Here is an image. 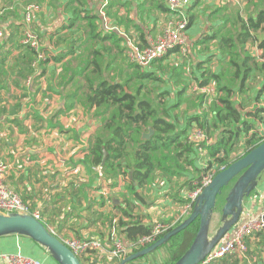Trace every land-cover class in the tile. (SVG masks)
<instances>
[{
    "label": "crops",
    "instance_id": "0c3cea01",
    "mask_svg": "<svg viewBox=\"0 0 264 264\" xmlns=\"http://www.w3.org/2000/svg\"><path fill=\"white\" fill-rule=\"evenodd\" d=\"M24 1L0 0V15H8L0 21V163L8 166L4 184L32 209L40 211L41 221L60 240L94 238L107 249L120 240L127 246L129 243L118 226L124 207L143 225L174 222L184 211L191 190L181 189L175 197L174 181L169 188L164 178L157 177L138 189L140 198L134 197L127 192V179L121 176L110 179L103 174V166L90 163L88 149L102 122L83 98L87 91L84 74L91 68L80 73L85 60L93 59L92 53L99 52L103 76L109 77L114 73L111 69L116 66L117 53L126 56L131 41L138 43L143 39L145 43L147 35L156 36L155 30L166 24L169 19L166 5L160 0H108L105 14L114 29H106L99 18V36L91 38L84 22L76 21L66 10L65 0H44L39 4L40 13L29 24L23 19ZM115 1L117 8H112L109 15L108 9ZM102 2L89 0L88 7H94L98 13ZM125 2L137 3L140 14L133 11L131 16L137 22V32L134 27L126 29L119 24V17L125 13L120 3ZM239 3L242 14L239 10L233 12ZM160 4L165 11L158 7ZM215 4L216 16L212 21L208 18L204 29L191 38L186 48L195 41L213 37L203 43L211 42L213 48L201 51L196 60L215 74L235 73L238 78L233 76L230 82L234 85L236 81L233 100L241 107V118L255 126L259 137H263L264 64L251 68L239 92L241 68L239 71L234 65L227 68L226 53H236V59L247 54L255 62H263L260 55L264 51L258 49V41L264 40V25L254 33L256 41L239 45L240 19L245 20L251 13V5L243 11L245 1L220 0ZM187 28L188 34L191 27ZM25 32L39 40L43 60H38L37 52L23 44ZM223 39H233L234 48L227 49ZM263 210L264 171L255 190L243 202L241 220L257 216ZM122 219L128 221L126 217ZM246 246L244 254L233 253L216 264H264V232L246 239ZM11 253L29 256L42 264H57L26 237L0 238V255Z\"/></svg>",
    "mask_w": 264,
    "mask_h": 264
},
{
    "label": "trees",
    "instance_id": "16d2710c",
    "mask_svg": "<svg viewBox=\"0 0 264 264\" xmlns=\"http://www.w3.org/2000/svg\"><path fill=\"white\" fill-rule=\"evenodd\" d=\"M65 1L66 10L71 13L76 21L84 22L89 36L91 38L99 36V32H97L99 31L98 21L101 17L96 13L94 7H88L89 0ZM116 1L108 9L107 13L109 15H111L112 8H117ZM199 1L194 0L192 6L198 5ZM243 1L247 3L245 11L250 5L252 11L247 14L245 20L240 19L241 30L237 33V41L242 46L249 41H256L254 33L264 25V0ZM43 2L44 0H25L24 6L30 3L41 4ZM120 5V7L125 8V13L122 17H119V24H124L126 29L134 27L136 32L139 31L137 22L131 19L133 11L136 10V15L140 14L137 3L133 5L131 2H125L120 3ZM158 7H162L163 11H165L162 4L158 5ZM217 12L218 10L215 8L214 14L216 15ZM209 16L212 18L214 15L209 13ZM7 17L8 15L3 13L0 15V21ZM194 23L195 17L188 14V27H192ZM141 37H143L142 32L140 34ZM212 38L206 37L201 41L198 40L192 43V46L188 48V57L192 58L193 50L205 41L212 40ZM229 41L232 45H229ZM135 42L137 43V40ZM223 42L226 44L227 49H230V47L234 48L233 39H223ZM138 44L144 45V40L140 39ZM258 49L264 51V40L258 41ZM173 51L175 50L167 52L163 57L154 61L148 69L141 70L140 67L130 64L129 68L133 70V73L128 76L125 73V77L122 74V78L120 73L109 77L103 76L104 73L97 57L99 52H93L92 54L95 56L91 60H85L83 70L80 72L83 74L91 68L84 74L87 91L83 94V98L88 107L95 109L94 115L100 117L102 122L98 130L99 133L97 132L92 136L88 149V159L92 165L100 166L103 157L102 150L104 149L107 152V157L104 166L101 168L103 174L110 177V179H117L119 176L127 179V192L134 197L140 198L137 192L138 189L153 183L156 177L164 178L163 180L169 184L174 181L173 186L176 188L175 197H177L181 189L193 190L194 186L192 183L201 179V175L206 170L217 169L219 172L221 168L222 170L227 168L232 162L242 158L264 142V137H259L257 134L256 127L251 126L241 118V107L237 106L233 100L236 90L233 87L236 81L234 85L230 83L233 81L231 79L233 76L229 73L225 75L215 74L209 68L203 67V64L196 59L188 61V64L193 69L200 71L199 74L194 71L195 76L190 72L191 78L200 87L212 84L216 98L209 102L207 107H204L205 95L194 93V98H192L194 114H188L191 107L187 106L183 112L184 125L180 128L177 118L171 112L178 109L181 105L182 101L177 102V97H183L190 82L183 78L184 68L181 64H163L169 58L170 52ZM226 54L229 58L227 68L233 65L238 67V71L241 68L242 78H240V86L238 88L240 92L251 68L253 66L261 68L264 64V53L260 57L263 61L261 63L255 62L247 54L242 59H236V53L228 52ZM173 55L175 54L170 57ZM155 64H158V66L154 70L153 65ZM162 72H165L176 86H180L175 90V94L173 93L176 100L171 105H169L167 99L171 92L165 90L156 94L158 86L149 87L153 82L163 83L165 81L159 77ZM233 75L234 77L236 76L235 73ZM236 78L238 77L236 76ZM142 90H145L144 94H142ZM149 92L156 95L151 98ZM191 127L202 129L207 137L212 140L209 146H203L206 167L198 165L197 161L200 155L196 147L188 141L187 136ZM143 128L146 131H148V128L153 130V135L147 140L141 139ZM189 166L193 168L192 173L194 176L190 173ZM181 179L184 180L182 183ZM232 183L229 187H231ZM223 200L224 196L219 197L217 202L218 210ZM121 215L128 219V221H124L121 217L118 220V226L121 227L127 243L133 244L139 238L151 232L152 226L137 222V218L127 207L122 208ZM198 224L199 220L196 219L186 229L164 244L161 247L162 258L159 263L154 261L143 264H174L192 243ZM177 225L176 223L173 228ZM262 232L264 231L259 232L255 237ZM138 250L140 249H133L131 253ZM131 253L126 254L124 257ZM153 253L150 255L154 256ZM150 255L144 256L143 259H148ZM228 256L230 255L226 257ZM92 259L93 261L90 264H100V261L104 260V258L98 260L96 255H93ZM221 259H217L211 264H216ZM138 260L128 264H134ZM79 261L83 264L82 260L79 259ZM118 263L119 260L114 259L105 264Z\"/></svg>",
    "mask_w": 264,
    "mask_h": 264
},
{
    "label": "built area",
    "instance_id": "2783aa9c",
    "mask_svg": "<svg viewBox=\"0 0 264 264\" xmlns=\"http://www.w3.org/2000/svg\"><path fill=\"white\" fill-rule=\"evenodd\" d=\"M164 3L169 11V19L161 34L156 36L147 35L145 44L139 45L135 41L129 43L126 48V58L132 65H136L141 70L150 68L151 64L163 57L167 52L172 50L186 51L188 38V8L194 0H160ZM108 0H103L99 9L98 15L101 17L102 26L106 29L113 30L114 28L108 23L105 14V8ZM42 6L36 3H30L23 8V19L26 24H29L34 15L40 13ZM2 32L0 31V38ZM23 44L29 46L37 52V59L43 60L44 57L40 52V42L31 33L25 32ZM191 91L196 94H204L206 100L209 102L216 98L214 86H198L195 83L191 87ZM188 141L196 147L200 156L204 155L203 146H209L212 140L209 139L206 133L200 128H193L188 133ZM264 137V136H263ZM206 167V164H202ZM222 171V168L219 170ZM8 172V166L0 163V214L18 213L30 215L36 220L41 221L40 211L32 209L29 204L25 203L20 196L11 188L4 184L5 177ZM217 169H208L202 175L201 179L193 183L194 189L189 193L188 201L185 204L184 211L175 219L174 222L169 223H154L151 232L139 238L135 243L125 246L120 240L115 241L111 249H107L103 243L94 238H65L60 240L67 246L73 254L83 264H90L96 255L100 263L105 264L108 261L124 258L133 249L144 248L153 243L157 238L167 233L177 223L184 220L192 211L193 204L197 196L201 193L204 187L208 185ZM264 210L257 216H248L244 220H240L228 233H226L214 249L204 258L200 264H211L217 259H223L227 255L233 253L244 254L247 251L246 239L255 236L263 230ZM107 258V259H106ZM1 264H42L29 256L20 253H11L0 255Z\"/></svg>",
    "mask_w": 264,
    "mask_h": 264
},
{
    "label": "water",
    "instance_id": "95a60500",
    "mask_svg": "<svg viewBox=\"0 0 264 264\" xmlns=\"http://www.w3.org/2000/svg\"><path fill=\"white\" fill-rule=\"evenodd\" d=\"M152 134L153 130L148 128L146 133H142L141 139L147 140ZM102 151L101 166H104L107 152L104 149ZM263 171L264 142L242 158L232 162L227 168L216 173L195 199L190 214L177 226L150 245L122 258L118 264H128L150 255L154 251H158L173 236L186 229L196 219L199 220V224L194 239L188 249L174 264H200L220 242L222 237L241 220L243 202L255 190ZM234 179L235 181L233 182ZM231 183L232 185L229 187ZM228 187L229 189L227 190ZM221 196H224V200L218 210L220 225L211 234L212 218L217 209L218 199ZM7 236L29 238L44 249L57 264H81L73 252L42 221L36 220L30 215L18 213L0 214V238Z\"/></svg>",
    "mask_w": 264,
    "mask_h": 264
},
{
    "label": "rangeland",
    "instance_id": "374dc122",
    "mask_svg": "<svg viewBox=\"0 0 264 264\" xmlns=\"http://www.w3.org/2000/svg\"><path fill=\"white\" fill-rule=\"evenodd\" d=\"M220 0H200L198 5L192 6L194 3H192L191 7L188 8V14L192 15L195 17V23L192 25V27L189 29V33H188V38H187V44L190 43L191 38L197 37L199 35V33L204 29L205 27V23L206 21H208V18H210L209 13L211 15L216 16L215 13V7L217 6V3ZM225 1V0H222ZM238 1H243V0H238ZM239 7V8H238ZM246 8V5H245ZM245 8L243 9V11H245ZM237 10L240 11V14H242V10L240 9V3L237 4V6L234 8L233 12L235 13ZM136 13V10L134 11ZM213 16V17H214ZM213 17L211 18V21L213 20ZM217 19V17H216ZM166 24H163V26L159 27L158 29H156V35L161 34L165 28ZM190 47V46H189ZM213 48V43L209 42L206 44H200L198 45L192 53V58L188 57V49H186L185 52H182L180 50H175L173 52H170L169 58L167 60L164 61L163 64H181V66H183L184 68V75L183 78H185L186 80H189L190 84L189 87L187 88V91L184 93L183 97L179 98L177 97V102H181V105L179 106L178 109L172 111V115H174L177 118V121L179 122L180 128L183 127L184 122V110L186 109V107H191L189 109V115L194 114L193 111V107H192V98H194L192 91H191V87L193 86L194 79L191 78V74L190 72H192V74L195 76L196 74L194 73V71H196L197 73H199V71L197 69H193L189 64L188 61H190L191 59H196V57L201 54L204 51H208L210 49ZM202 51V52H201ZM172 54H175L174 57L170 56ZM261 57V55H260ZM117 61H116V66L111 69V71H113L114 73H111V75L116 74L117 69H119V73H120V77L122 78V74H124L125 77V73L126 76L131 75L133 73V70L131 68H129L130 63L128 62L125 53L122 55V53H117L116 55ZM191 64V63H190ZM158 64L153 65V69H157ZM222 67H224V64H222ZM227 67V64H226ZM234 72L231 74V76L233 75ZM110 76V75H109ZM160 78H163L165 81L163 83H159V82H153L149 85L150 88H154L158 86V90L156 91V94L162 92V91H169L171 92V94L169 93V97H167L168 101H169V105L174 104L175 102V90L177 89V87L180 86H176L170 79V77H168L166 75L165 72H162V75H159ZM145 84V82H143ZM145 93V90H142V94ZM174 93V94H173ZM156 94L149 92V96L151 98H153ZM211 102V101H210ZM209 104V101L204 100V107H207V105ZM194 127H191L189 129V132L193 129ZM147 131L145 130V128H143L142 133H146ZM153 135V134H152ZM151 135V136H152ZM150 136V137H151ZM135 147V145H134ZM198 165L200 167H202V164L204 163V155L203 157L200 156L198 158ZM193 168L191 166H189V171L190 173H192ZM193 174V173H192ZM194 176V174H193ZM199 176V175H198ZM157 179V177L155 178ZM184 180L181 179V183ZM162 180L158 181L157 183H161ZM166 182V181H164ZM169 184V183H168ZM170 186L172 187V184H169V188ZM220 225V215L218 212V209H216V211L214 212V216L212 218V222H211V228H210V233L212 234ZM154 256H149L148 259H143L139 258V260L137 262H135L134 264H143V263H152L154 261H156L157 263L160 262V259L162 258V251L161 249L156 251L155 253H153Z\"/></svg>",
    "mask_w": 264,
    "mask_h": 264
}]
</instances>
